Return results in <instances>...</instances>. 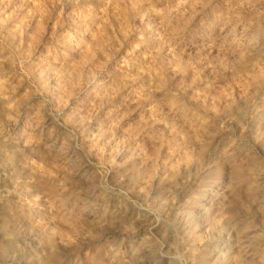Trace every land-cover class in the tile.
Returning <instances> with one entry per match:
<instances>
[{"label": "rangeland", "instance_id": "rangeland-1", "mask_svg": "<svg viewBox=\"0 0 264 264\" xmlns=\"http://www.w3.org/2000/svg\"><path fill=\"white\" fill-rule=\"evenodd\" d=\"M0 264H264V0H0Z\"/></svg>", "mask_w": 264, "mask_h": 264}]
</instances>
